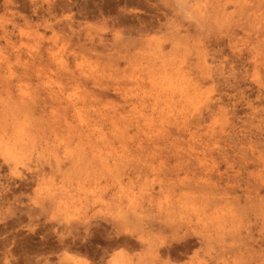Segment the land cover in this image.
<instances>
[{
    "label": "rangeland",
    "instance_id": "obj_1",
    "mask_svg": "<svg viewBox=\"0 0 264 264\" xmlns=\"http://www.w3.org/2000/svg\"><path fill=\"white\" fill-rule=\"evenodd\" d=\"M0 264H264V0H0Z\"/></svg>",
    "mask_w": 264,
    "mask_h": 264
},
{
    "label": "bare ground",
    "instance_id": "obj_2",
    "mask_svg": "<svg viewBox=\"0 0 264 264\" xmlns=\"http://www.w3.org/2000/svg\"><path fill=\"white\" fill-rule=\"evenodd\" d=\"M188 235H189V234H188ZM207 235H208V234H207ZM180 239H181V238H180ZM195 248H196V247H195ZM165 249H166V248H165ZM178 249H180V248H178ZM178 249H177V250H178ZM187 249H188V248H187ZM177 250H175V252H176ZM190 250H191V249H190ZM148 251H149V249H148ZM150 251H151V250H150ZM169 251H170V250H169ZM184 251H185V249H184ZM188 251H189V250H188ZM173 252H174V251H173ZM152 253H153V252H152ZM152 253H151V254H152ZM157 253H158V252H157ZM157 253H155L156 255L153 254V255H154V258H157V257H158ZM167 256H168V255H167ZM168 257H169V256H168ZM171 257H172V256H171Z\"/></svg>",
    "mask_w": 264,
    "mask_h": 264
}]
</instances>
